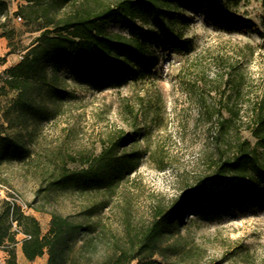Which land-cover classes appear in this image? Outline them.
<instances>
[{
  "label": "rangeland",
  "instance_id": "1",
  "mask_svg": "<svg viewBox=\"0 0 264 264\" xmlns=\"http://www.w3.org/2000/svg\"><path fill=\"white\" fill-rule=\"evenodd\" d=\"M7 2L11 14L23 3ZM236 9L264 29L262 0H242ZM14 24L19 32L12 42L4 37L0 43V213L5 201L17 203L39 220L44 235L51 212L74 214L94 202H110L95 220L119 232L123 216L149 220L213 164L218 151L206 110L213 104L238 105L248 121L250 108L264 98L262 38L228 31L208 7L192 2L179 26L193 43L191 53L158 50L159 65L151 72L137 69L124 86L104 90L77 82L63 62L55 92L37 93L33 109L17 112L11 108L17 92L1 89V66L12 54L23 56L39 32L24 21ZM107 29L128 34L113 22ZM239 124L242 135L255 143L247 124ZM121 131L127 143L120 152L132 153L139 166L115 191L53 189L63 166L81 169L84 160L98 156ZM41 207L46 211H38ZM194 210L183 209L176 221L177 248H192L176 259L180 264H264V184L238 193L215 214ZM22 240L19 235L16 249Z\"/></svg>",
  "mask_w": 264,
  "mask_h": 264
},
{
  "label": "trees",
  "instance_id": "2",
  "mask_svg": "<svg viewBox=\"0 0 264 264\" xmlns=\"http://www.w3.org/2000/svg\"><path fill=\"white\" fill-rule=\"evenodd\" d=\"M22 1L11 14L7 0H0L1 37L12 42L19 32L14 24L18 17L24 26L39 32L23 58L2 75L1 89L17 92L11 106L17 112L33 109L37 93L55 92L63 62L71 66L77 82L104 90L124 86L137 69L151 72L159 65L158 50L191 53L193 43L179 26L192 2L208 7L228 31L257 34L264 46V29L236 9L242 0ZM110 22L121 25L128 34L110 32ZM206 111L211 114L210 129L218 154L209 170L169 207L156 208L144 222L123 216L119 232L95 220L110 202H94L74 214L51 212L50 229L44 235L36 217L26 214L17 203L5 201L0 213V249L8 253V264H17L19 232L14 224L30 236L22 240V251L30 261L46 254L47 264H180L176 259L192 251L178 249L173 240L183 209L194 214L197 208L209 216L226 208L238 193L264 184V98L250 108L248 121L238 105L213 104ZM239 123L247 124L255 143L242 135ZM126 143L121 131L98 156L84 160L81 169L63 166L52 181L53 189L115 191L139 166L132 153L120 152ZM38 211L46 210L41 207Z\"/></svg>",
  "mask_w": 264,
  "mask_h": 264
},
{
  "label": "crops",
  "instance_id": "3",
  "mask_svg": "<svg viewBox=\"0 0 264 264\" xmlns=\"http://www.w3.org/2000/svg\"><path fill=\"white\" fill-rule=\"evenodd\" d=\"M0 43H2V44L5 43L4 37L0 36ZM13 56H14V58H13ZM20 60H21V56H15L12 54L10 57H8V61L4 65L1 66V69L5 70V69L17 64ZM16 252H17V264H47L48 255H46V254L42 257H38L34 261H30L25 257V255L22 251V245L20 248L16 249ZM8 258H9V255L7 252L0 251V264H8Z\"/></svg>",
  "mask_w": 264,
  "mask_h": 264
},
{
  "label": "built area",
  "instance_id": "4",
  "mask_svg": "<svg viewBox=\"0 0 264 264\" xmlns=\"http://www.w3.org/2000/svg\"><path fill=\"white\" fill-rule=\"evenodd\" d=\"M16 21H23L22 20V18L21 17H18L17 19H16ZM23 58V56H21V59ZM14 229L16 230V231H18L19 232V234H18V236L19 235H22L23 236V239L24 238H29L30 236H27V235H24L22 232H20V230L18 229V227H17V225L16 224H14Z\"/></svg>",
  "mask_w": 264,
  "mask_h": 264
}]
</instances>
